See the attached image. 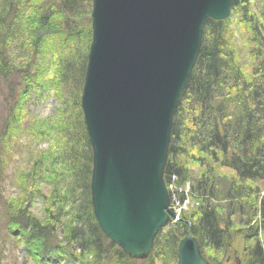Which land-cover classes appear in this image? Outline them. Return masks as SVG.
I'll list each match as a JSON object with an SVG mask.
<instances>
[{"label":"trees","instance_id":"1","mask_svg":"<svg viewBox=\"0 0 264 264\" xmlns=\"http://www.w3.org/2000/svg\"><path fill=\"white\" fill-rule=\"evenodd\" d=\"M91 4L0 0V187L19 189L14 198L0 192V258L23 242L43 264L61 255L77 264H176L189 231L210 264H264V8L256 14L251 0H232L228 17L206 20L163 169L172 193L184 200L179 189L188 184L197 206L159 230L136 260L102 233L91 204L92 147L80 106ZM238 22L246 30L244 58ZM48 95L55 113L34 117L31 106ZM25 135L46 146H28V167L12 172ZM32 198L41 201L38 213Z\"/></svg>","mask_w":264,"mask_h":264},{"label":"water","instance_id":"2","mask_svg":"<svg viewBox=\"0 0 264 264\" xmlns=\"http://www.w3.org/2000/svg\"><path fill=\"white\" fill-rule=\"evenodd\" d=\"M232 0H92L80 106L92 147L90 195L102 231L145 258L174 219L163 181L172 116L208 19ZM176 264H210L188 231Z\"/></svg>","mask_w":264,"mask_h":264},{"label":"rangeland","instance_id":"3","mask_svg":"<svg viewBox=\"0 0 264 264\" xmlns=\"http://www.w3.org/2000/svg\"><path fill=\"white\" fill-rule=\"evenodd\" d=\"M252 10L256 14H258L263 8H264V0H251ZM238 25L235 26V32H236V41H237V48L239 49L240 54L242 55L241 58H244V56L247 53V50L245 49V43H246V30L244 26L240 22L237 23ZM240 25V26H239ZM57 103L51 96H46L43 100H37L33 105L31 106V112L33 113V116L36 118H44L46 116H49L51 114L55 113V110L57 109ZM28 134V133H27ZM21 150L19 154L17 152L14 156L13 163L11 164V171L13 172L16 167L20 166L19 172H23L28 167L25 163L26 155L28 152L27 147L33 148V146H36L37 148H43L46 146V143L44 141H40L39 139H33L32 136H22L21 137ZM198 168H195V171H197ZM224 173H228L227 171H224ZM172 184V190H175L174 183ZM182 189V188H181ZM179 189V191L181 190ZM0 192L2 196H7L9 198H14L15 196L19 195V189L16 187V185L12 182H6L3 184V186L0 187ZM185 195V199L187 200V209L185 210V213H191L196 209V200H193L192 196L189 194V192H183ZM188 195H187V194ZM31 205L30 208L32 212L38 213L41 207V201L39 198H32L30 201H28ZM1 221L0 223H2ZM171 224L170 221H167L165 225L163 226V229H167ZM4 230L0 228V235H2V232ZM6 240V239H5ZM11 246V245H10ZM31 246H28L27 244L22 242V245L16 250L15 247L12 250H5L1 254L0 258V264H43L40 262H36L34 260V257L31 256L27 252V249ZM136 260H140L142 258H135ZM55 264H77L75 262H70L68 259H66L65 256L61 255L59 257V260L57 262H54ZM231 264V263H230Z\"/></svg>","mask_w":264,"mask_h":264},{"label":"built area","instance_id":"4","mask_svg":"<svg viewBox=\"0 0 264 264\" xmlns=\"http://www.w3.org/2000/svg\"><path fill=\"white\" fill-rule=\"evenodd\" d=\"M171 208L175 212V215L178 216L182 211L187 209V200L179 202L177 199L173 198Z\"/></svg>","mask_w":264,"mask_h":264}]
</instances>
